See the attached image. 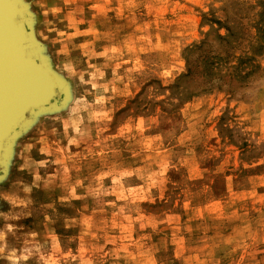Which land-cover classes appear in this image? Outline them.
Returning a JSON list of instances; mask_svg holds the SVG:
<instances>
[{
  "label": "rangeland",
  "instance_id": "1",
  "mask_svg": "<svg viewBox=\"0 0 264 264\" xmlns=\"http://www.w3.org/2000/svg\"><path fill=\"white\" fill-rule=\"evenodd\" d=\"M62 85L0 171V264H264V0H16Z\"/></svg>",
  "mask_w": 264,
  "mask_h": 264
},
{
  "label": "water",
  "instance_id": "2",
  "mask_svg": "<svg viewBox=\"0 0 264 264\" xmlns=\"http://www.w3.org/2000/svg\"><path fill=\"white\" fill-rule=\"evenodd\" d=\"M64 97L36 52L23 9L16 0H0V171L29 119L57 108Z\"/></svg>",
  "mask_w": 264,
  "mask_h": 264
}]
</instances>
